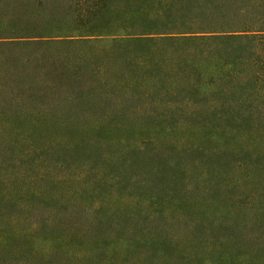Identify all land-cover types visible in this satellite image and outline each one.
Segmentation results:
<instances>
[{"label":"trees","instance_id":"trees-1","mask_svg":"<svg viewBox=\"0 0 264 264\" xmlns=\"http://www.w3.org/2000/svg\"><path fill=\"white\" fill-rule=\"evenodd\" d=\"M3 77L0 264H264V0H0Z\"/></svg>","mask_w":264,"mask_h":264},{"label":"rangeland","instance_id":"rangeland-1","mask_svg":"<svg viewBox=\"0 0 264 264\" xmlns=\"http://www.w3.org/2000/svg\"><path fill=\"white\" fill-rule=\"evenodd\" d=\"M8 81L9 80L5 77L0 79V82H8ZM33 245L41 254H44L47 258H49V260L53 261L55 259V255H54L55 253L52 252L53 251L52 248H50L48 246V243L45 240H43L41 238L34 237L33 238ZM67 247H68V245H65V248H67ZM73 253H74V251H73ZM145 254H146V250L140 249L137 255H138V257L141 258V257L145 256Z\"/></svg>","mask_w":264,"mask_h":264}]
</instances>
